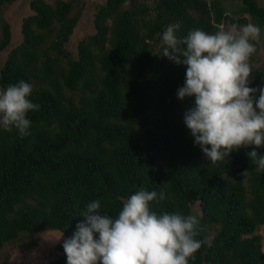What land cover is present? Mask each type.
I'll return each instance as SVG.
<instances>
[{
	"label": "trees",
	"instance_id": "16d2710c",
	"mask_svg": "<svg viewBox=\"0 0 264 264\" xmlns=\"http://www.w3.org/2000/svg\"><path fill=\"white\" fill-rule=\"evenodd\" d=\"M238 1L234 13L264 29V8L255 0ZM10 2L0 0V5ZM28 4L31 14L22 19L21 42L0 66V91L21 80L45 86L28 97L40 105L27 114L30 135L0 126V248L18 234L57 230L64 239L55 248L54 264H67L62 245L77 224L86 223L81 213L90 202L99 200L101 213L115 218L124 202L144 189L158 193L150 203L157 214L178 212L199 220L196 239L202 246L189 264H256L262 257L260 238L253 234L257 227L264 240V170L247 155L255 146L215 164L206 161L184 123L195 98H178L186 66L163 55L162 40L173 23L180 25L176 35L183 38L195 28L214 34L225 21L243 26L246 20L228 17L220 0H104L94 14V33L79 43L77 59L67 61L62 74L47 56L37 67L43 39L38 31L56 24L49 47L65 58L60 44L75 22L68 16L70 3ZM159 40L154 52L150 46ZM259 41L264 45L262 35ZM8 42V26L0 21V51ZM257 74L249 87L264 70ZM60 86L79 91L76 105L67 99L64 106ZM50 125L57 129L48 131ZM255 150L264 155V144ZM194 203L199 216L189 212ZM207 231L213 232L209 240Z\"/></svg>",
	"mask_w": 264,
	"mask_h": 264
},
{
	"label": "clouds",
	"instance_id": "9594fccd",
	"mask_svg": "<svg viewBox=\"0 0 264 264\" xmlns=\"http://www.w3.org/2000/svg\"><path fill=\"white\" fill-rule=\"evenodd\" d=\"M179 28L173 23L163 32V55L186 66L178 98H195V106L184 116L195 144L212 164L254 145L247 155L257 170H264V155L255 150L264 144V87H249L250 58L256 52L251 41L259 40L260 27L221 26L214 34L195 28L183 38L176 35ZM32 90L21 80L0 91V126L7 131L15 128L21 137L30 135L27 114L40 108L28 98ZM241 175L246 177L248 171ZM157 197L156 191L140 189L115 218L101 213L99 200L90 202L81 213L86 223L77 224L73 237L62 245L67 264H189L202 246L196 239L200 222L192 215L150 210ZM164 199L160 192L159 200Z\"/></svg>",
	"mask_w": 264,
	"mask_h": 264
},
{
	"label": "rangeland",
	"instance_id": "374dc122",
	"mask_svg": "<svg viewBox=\"0 0 264 264\" xmlns=\"http://www.w3.org/2000/svg\"><path fill=\"white\" fill-rule=\"evenodd\" d=\"M30 0H11L10 3L0 5V21L4 22L8 26L9 42L0 51V66H2L7 58L8 53L21 42L20 26L22 19L29 16L31 11L29 9ZM43 2L52 5L56 0H42ZM70 3V10L68 16L75 19L74 26L71 29L67 39L60 44V49L66 57L58 55L55 51L50 49V43L55 40L57 35V25L52 24L49 29L38 31L42 33V43L38 49V62L37 67L40 65L39 61H42L44 56H47L53 61V68L65 73L67 68V61H74L78 57V45L80 42H85L87 37L94 33L93 18L97 10V7L104 4V0H60ZM205 3H209L211 0H203ZM225 8V14L233 19L244 18L248 23H252L246 15L235 14L234 12L240 7L238 0H220ZM150 3V0H147ZM258 7L264 8V0H255ZM127 4H125L126 6ZM234 13V15H233ZM153 14L151 13V17ZM232 25L227 21L224 22L223 27L225 30L230 29ZM261 35L264 37V29H261ZM256 47V52L250 58V64L252 67V74L249 81L257 78V72L260 69L264 70V45L259 41H251ZM162 40L158 43L152 44L150 47L154 52L161 46ZM106 47V46H105ZM255 71V72H254ZM30 83L33 89H37L45 86V84L38 80H31ZM250 83V82H249ZM60 85V83H59ZM64 93V101L62 102L67 108V99L73 101L72 105H76L79 99V91H69L66 88L60 86ZM255 89L264 87V76L261 80L252 83L250 86ZM257 92L255 95H258ZM144 127H138V130H143ZM48 131L56 130L55 125L46 127ZM206 161L208 159L206 158ZM21 203L29 206H36V203L32 199H22ZM190 214L199 216L200 208L197 203L189 206ZM212 231H207V239L212 236ZM254 235L259 236V248L262 254L261 259L256 264H264V240L261 227H257ZM57 230H46L39 228L36 231L22 233L15 236V238L7 242L0 248V264H54L58 259V255L55 253V248L64 239V236ZM61 237V238H60Z\"/></svg>",
	"mask_w": 264,
	"mask_h": 264
}]
</instances>
